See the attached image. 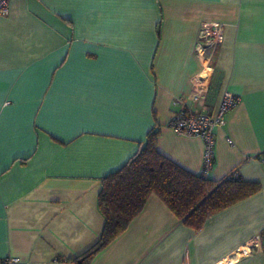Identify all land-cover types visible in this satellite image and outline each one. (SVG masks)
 <instances>
[{
  "label": "crops",
  "instance_id": "obj_1",
  "mask_svg": "<svg viewBox=\"0 0 264 264\" xmlns=\"http://www.w3.org/2000/svg\"><path fill=\"white\" fill-rule=\"evenodd\" d=\"M203 23H221L224 39L197 108L215 109L225 90L240 98L215 130L206 177L236 172L259 190L198 230L152 195L87 264H264V0H9L0 14V260L75 264L104 227L102 180L150 131L160 154L202 173L203 141L170 122L176 98L197 110Z\"/></svg>",
  "mask_w": 264,
  "mask_h": 264
},
{
  "label": "trees",
  "instance_id": "obj_2",
  "mask_svg": "<svg viewBox=\"0 0 264 264\" xmlns=\"http://www.w3.org/2000/svg\"><path fill=\"white\" fill-rule=\"evenodd\" d=\"M157 138L158 131H150L138 152L102 180L98 208L105 219L104 227L99 240L75 259V264H87L120 236L152 195L183 224L198 230L210 216L259 190L257 183L242 181L236 172L212 181L203 173L195 175L181 168L158 152Z\"/></svg>",
  "mask_w": 264,
  "mask_h": 264
},
{
  "label": "built area",
  "instance_id": "obj_3",
  "mask_svg": "<svg viewBox=\"0 0 264 264\" xmlns=\"http://www.w3.org/2000/svg\"><path fill=\"white\" fill-rule=\"evenodd\" d=\"M9 0H0V14L8 13ZM224 39V26L221 23H203L199 29L195 53L202 60V84H194L193 105L197 108L199 102L207 94L206 79L212 73L213 56ZM209 76V77H208ZM201 79V78H200ZM240 102L239 96L228 90L223 91L215 109L210 110L203 106L197 110L190 109L183 97L173 101L174 114L170 122L173 130L183 136L198 137L204 143L203 171L206 176L211 168L214 157L215 130L226 123V115ZM231 144V142L229 141ZM264 165V154L260 157ZM0 264H22L19 258L8 256L0 260Z\"/></svg>",
  "mask_w": 264,
  "mask_h": 264
},
{
  "label": "water",
  "instance_id": "obj_4",
  "mask_svg": "<svg viewBox=\"0 0 264 264\" xmlns=\"http://www.w3.org/2000/svg\"><path fill=\"white\" fill-rule=\"evenodd\" d=\"M82 262V259L79 260V263Z\"/></svg>",
  "mask_w": 264,
  "mask_h": 264
}]
</instances>
